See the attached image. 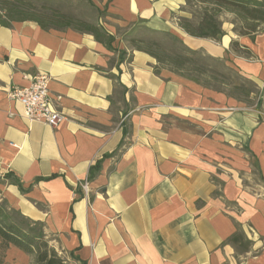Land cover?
<instances>
[{
  "label": "crops",
  "instance_id": "0c3cea01",
  "mask_svg": "<svg viewBox=\"0 0 264 264\" xmlns=\"http://www.w3.org/2000/svg\"><path fill=\"white\" fill-rule=\"evenodd\" d=\"M89 1L111 49L73 28L0 24V203L43 223L67 264H264V115L156 73L127 40L139 27L172 32L264 86V32L191 36L179 26L192 16L186 0ZM41 73L66 115L58 128L27 120L8 96ZM34 260L14 245L4 258Z\"/></svg>",
  "mask_w": 264,
  "mask_h": 264
},
{
  "label": "trees",
  "instance_id": "16d2710c",
  "mask_svg": "<svg viewBox=\"0 0 264 264\" xmlns=\"http://www.w3.org/2000/svg\"><path fill=\"white\" fill-rule=\"evenodd\" d=\"M86 1L91 4L89 0ZM191 2L205 5L198 15L194 14L192 18H179V26L191 36L221 40L225 32L218 14L223 10L234 13L239 18L240 29L235 27L239 35H254L264 32L258 30V27L264 24V0H187V3ZM23 21H35L47 30L73 28L87 32L94 35L97 41L105 43L109 49L115 40V37L109 34L102 25L88 20L54 9L42 11L28 0H0V24L2 26L11 27L15 22ZM152 32L163 33L170 37L173 44L182 47V51L177 52V50H173L174 48L171 50L159 42H153L144 37L131 38L130 44L135 49L144 51L157 60L156 73H159L160 69L166 68L204 87L225 92L247 104L257 97L255 89L257 84L243 77L231 67L230 80L226 79L217 68L200 63L201 58H204V60H210L218 65H227L224 60L214 58L202 50L188 48L180 37L172 32ZM232 45L237 47L238 43L233 41ZM241 80L246 81L249 84L248 87L242 84ZM93 174L92 171L88 179ZM43 226V223L34 221L16 210L8 209L4 203H0V264H5V253L11 245L20 248L27 254L34 255L33 264H67L59 252L50 245L49 239L43 232ZM231 240L238 244L243 252L250 251L251 241L247 240L242 233L235 234Z\"/></svg>",
  "mask_w": 264,
  "mask_h": 264
},
{
  "label": "rangeland",
  "instance_id": "374dc122",
  "mask_svg": "<svg viewBox=\"0 0 264 264\" xmlns=\"http://www.w3.org/2000/svg\"><path fill=\"white\" fill-rule=\"evenodd\" d=\"M28 1H31L38 9H41L42 11H48L49 9H54L63 13H67L69 15H73L77 18L88 20L93 23L96 22L99 18V13L97 12V10L86 0H28ZM203 7H205V5L195 4L194 2L187 3L186 0V5L182 7V10L187 13H190L192 16L189 18H192L194 14L198 15L202 11ZM180 17H186V16H180ZM218 18L222 23V28L224 27L227 30H230L232 28V31L235 34L239 35V33L236 32L235 27L237 29L238 28L240 29L241 22L234 13L223 10L218 14ZM258 30L264 31V24L260 25L258 27ZM137 37L139 38L144 37L146 39H149L150 41L159 42L162 46L170 48L171 50L172 48H174L173 50H177V52L182 51L181 49L182 47L180 48L176 46V44H173L172 41H170V37L166 36L163 33H153L150 30L139 27L131 30L130 34L127 35V40ZM200 63H205L213 68H217L224 74L226 79L231 80L232 73H231V68L228 67V65L225 64L218 65L216 63L211 62L210 60H204V58H201ZM240 82L242 84H245L247 87L249 85L244 80H241ZM255 89L257 90V97H255L253 101L249 103V106L252 107L253 109H258L264 115V86L257 85L255 86ZM260 98L261 101H259ZM42 228H43V232L45 233L44 226Z\"/></svg>",
  "mask_w": 264,
  "mask_h": 264
},
{
  "label": "built area",
  "instance_id": "2783aa9c",
  "mask_svg": "<svg viewBox=\"0 0 264 264\" xmlns=\"http://www.w3.org/2000/svg\"><path fill=\"white\" fill-rule=\"evenodd\" d=\"M50 76L38 74L33 77L28 86H14L8 92L10 99L19 102L23 116L31 121H41L53 128H58L66 119V115L54 102L49 88ZM89 191V183L84 184Z\"/></svg>",
  "mask_w": 264,
  "mask_h": 264
}]
</instances>
